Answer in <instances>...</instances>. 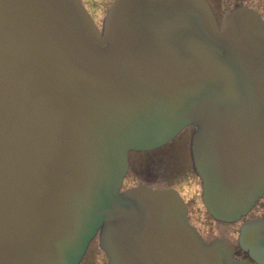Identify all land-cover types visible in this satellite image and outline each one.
Listing matches in <instances>:
<instances>
[{
  "label": "water",
  "instance_id": "95a60500",
  "mask_svg": "<svg viewBox=\"0 0 264 264\" xmlns=\"http://www.w3.org/2000/svg\"><path fill=\"white\" fill-rule=\"evenodd\" d=\"M191 128L201 201L234 223L264 195V24L206 0H0V264H250L205 242L172 188L121 189L129 152ZM264 264V216L239 228Z\"/></svg>",
  "mask_w": 264,
  "mask_h": 264
},
{
  "label": "rangeland",
  "instance_id": "374dc122",
  "mask_svg": "<svg viewBox=\"0 0 264 264\" xmlns=\"http://www.w3.org/2000/svg\"><path fill=\"white\" fill-rule=\"evenodd\" d=\"M114 0H82L88 12L99 28L109 5ZM217 21L232 8L245 5L257 10L264 22V0H208ZM190 129L186 128L172 142L163 148L148 152H132L128 157V172L122 188L139 183H146L153 188L173 187L179 190L188 206V217L205 241L215 237L224 238L232 251H239L237 237L242 222L224 224L214 221L205 210L200 199V181L193 172L189 155ZM264 214V197L253 207L246 218H254ZM244 258L243 255H238ZM80 264H107V258L99 248L98 238L89 244Z\"/></svg>",
  "mask_w": 264,
  "mask_h": 264
},
{
  "label": "flooded vegetation",
  "instance_id": "af4514ba",
  "mask_svg": "<svg viewBox=\"0 0 264 264\" xmlns=\"http://www.w3.org/2000/svg\"><path fill=\"white\" fill-rule=\"evenodd\" d=\"M240 254H241V255H243V253H242L241 251H240V252H238L236 255H240ZM243 256H244V258H243V259H246V257H247V256H246L245 254H244Z\"/></svg>",
  "mask_w": 264,
  "mask_h": 264
}]
</instances>
